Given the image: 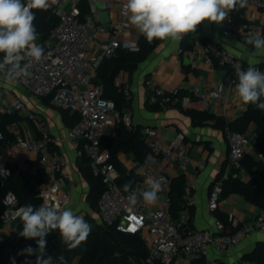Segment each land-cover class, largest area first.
Returning <instances> with one entry per match:
<instances>
[{"label":"built area","instance_id":"obj_1","mask_svg":"<svg viewBox=\"0 0 264 264\" xmlns=\"http://www.w3.org/2000/svg\"><path fill=\"white\" fill-rule=\"evenodd\" d=\"M98 1L87 0L89 12L83 18L80 17L77 7L61 11L58 3L52 5L50 8L59 16L58 22L44 41L36 40V43L43 47L44 56L38 62L22 61V65L29 63L28 71L31 75L21 78L16 83L32 96L47 99L54 108L77 115V121L67 129L66 140L78 149V155H84L89 160L92 173L102 176L105 182V190L97 201V213L101 223L108 230L139 233L148 250L145 264H182L183 261L208 260L211 252L230 253L253 233L264 234V211L247 222L229 215V225L213 214L218 208L223 179L230 171L239 168L246 155L264 158L263 155L254 153L248 134L231 129L225 130L229 146L228 156L222 176L214 183L208 199V209L213 218L212 229L195 228L189 221L190 211L197 203L196 184L192 177L185 179L183 208L178 211L176 217L169 213L170 181L166 166L171 162H178L185 167L189 163L184 144L185 137L182 133H178L167 145L152 132L144 133L145 142L152 156L158 157L160 162L143 167L129 191L126 192L118 183L119 172L111 162L110 153L101 148V139L111 127L122 125L128 130L135 129L130 106L133 98L132 86L129 83L121 85L124 106L119 110L112 101L103 97L102 85L95 83L94 80L103 59L113 55L118 48L126 46L134 49L135 45L130 43L122 45L120 41V37L130 27L124 8L126 2L119 7L118 17L104 24L99 17ZM247 6L259 12L262 22L241 20L235 15V10H232L228 18L221 22V40L204 41L199 32L202 23L197 26L195 33L183 35L178 43L191 39V49L205 64H223L236 77L237 70H246L249 64L244 63L233 53L224 44L223 39L247 42L250 33L260 38L264 37V0H248ZM107 8H112V4H107ZM106 32H111L113 36L106 42H101V36ZM255 67L264 72V65ZM0 77L7 79L3 73H0ZM234 85L233 80L229 86L235 89ZM143 87L145 102L149 105H158L165 110L175 107L178 103L186 104V99L178 96L179 87H167L151 77L144 79ZM225 89V82L219 79L209 90L194 87L191 92L207 106L211 101L220 100ZM1 92L0 88V95ZM24 109L23 103L16 99L6 112ZM30 116L38 121L36 115ZM37 125V136L27 134L18 137L11 144L5 141L0 131V184L9 175V156L12 153L34 155L48 176V181L39 188L41 204L66 208L70 203V196L64 189L63 170L68 165V159L56 148L58 141L51 135L48 125L40 121ZM161 176L166 179V183L162 184L158 198H163L164 206L156 209L146 208L141 196L148 188L146 181ZM3 204L0 228L5 229L17 220L19 217L17 212L21 205L12 192L4 195ZM48 256L52 257L53 264H60L61 255L55 245L51 247ZM35 262L36 259L32 255L21 256L20 264ZM211 264L222 263L212 261ZM230 264L259 263L239 259Z\"/></svg>","mask_w":264,"mask_h":264},{"label":"crops","instance_id":"obj_2","mask_svg":"<svg viewBox=\"0 0 264 264\" xmlns=\"http://www.w3.org/2000/svg\"><path fill=\"white\" fill-rule=\"evenodd\" d=\"M79 0H58L61 11H68L76 7ZM126 0H99L97 7L99 17L102 23L106 24L119 15V7ZM107 4H112V8H107ZM104 13L105 21L101 14ZM235 15L241 19L250 22H262L259 12L249 6L235 9ZM200 36L206 42L221 40V23L203 22L200 29ZM142 34L130 24L124 35L120 37L123 44L130 43L137 45V41ZM113 36L111 32H106L101 36L100 41L106 42ZM191 47V39L186 41ZM224 44L244 63L249 64V60H255V65H264V53H257L252 45L247 42H240L233 39H223ZM123 48H128L123 46ZM129 49V48H128ZM228 67L223 64L214 63L205 64L199 55L193 49L180 50L178 41L163 40L158 44L145 61L140 63L137 69L132 73L122 72L116 79V84L121 87L124 83L132 86L133 98L131 100L132 119L135 128H139L144 134L152 132L160 138L163 144H169L178 133L185 137L184 144L187 149L189 163L182 167L178 162H171L166 166V173L169 181L177 176L184 175L185 179L192 177L196 184L195 197L196 206L193 208L192 226L199 229H212V213L208 209V199L213 190L214 183L222 176L228 156V142L225 137V130L213 126V120H208L204 125H196L191 119L182 113L177 107L170 109L151 111L146 107L143 82L147 77L153 78L156 82L167 87H179L187 92L186 104L184 108H195L207 111L210 115L221 117L225 121H235L246 110V105L242 103L235 93V89L226 84V89L222 98L217 101H211L205 106L197 97L192 95L194 87H200L203 90L213 88L215 83L221 79L224 81ZM16 82H10L8 79L0 77V109L6 112L10 105L17 99L20 100L25 109L18 112L24 120L11 127V131L18 137H24L27 134L38 135V127H33L30 122L31 112L39 119L43 120L50 129L51 135L58 141L56 148L62 152L68 159V165L63 170L64 189L69 193L70 203L66 208H71L77 215H82L90 224L91 229L97 226L101 231L105 226L101 223L97 213V203L91 206L88 200L90 184L83 176V170L88 166L86 158L78 155V149L66 140V132L69 127L65 126L61 109L54 108L47 99L52 108H47L39 104L40 107L34 112V103L32 96L28 91L17 92ZM25 93L28 94L26 97ZM32 96V97H31ZM41 99V98H40ZM15 112V111H12ZM33 115V114H32ZM26 124L30 129H23L18 132L19 124ZM34 123V122H32ZM115 128L111 127L105 136H113ZM250 136V134H248ZM121 166L128 172L139 176L143 167L153 162H160L158 157H153L151 152L145 153L144 161L135 160L132 153L119 152L117 154ZM252 157L256 158L255 155ZM9 164L18 166L24 171L35 172L40 167V163L34 155L27 156L22 152H15L9 156ZM44 171V170H43ZM241 179H247L248 175L242 171L239 175ZM122 186V185H121ZM123 187V186H122ZM124 188V187H123ZM146 208L156 209L164 206L163 198H157L152 204L145 203ZM218 210L226 215H233L240 221L247 222L252 220L261 210L252 204L246 202L239 195H231L222 199L218 203ZM13 224L8 228H0V264H5L9 257L17 258L18 253L27 246L36 249L29 243V239L17 244L11 239ZM264 242L263 233H253L247 239L230 253L217 254L211 252L207 264L212 261H218L222 264H230L234 260L243 259L251 254L256 245ZM55 247L59 250L63 258L65 249L68 247L63 243L59 235ZM5 252V254H1ZM27 255V254H23ZM35 256V255H32ZM182 264H189L183 261Z\"/></svg>","mask_w":264,"mask_h":264},{"label":"trees","instance_id":"obj_3","mask_svg":"<svg viewBox=\"0 0 264 264\" xmlns=\"http://www.w3.org/2000/svg\"><path fill=\"white\" fill-rule=\"evenodd\" d=\"M26 3L27 0H24ZM80 17L83 18L89 12L87 0H79L76 5ZM35 13L34 25L37 32V40L44 41L51 29L58 22L59 16L51 8L47 10H33ZM264 39V37L262 38ZM187 39L180 44V50H189L191 47L186 42ZM161 40H153L148 43L143 36L139 37L137 45L134 49L118 48L110 57L103 59L97 69L95 83L102 85L103 97L109 99L115 104V107L121 110L124 106V99L120 87L116 84V79L120 73L132 74L140 63L146 60L154 48L160 44ZM263 65V64H261ZM236 82L233 72L228 69V73L224 79L226 84L232 81ZM187 92L179 89L178 96L185 97ZM146 107L151 111L163 110L158 105H149ZM177 107L182 113L188 116L196 125H204L208 120H213V126L222 130L231 129L245 134H250L253 151L256 155L264 156V111L257 109L254 105L247 104L246 110L235 121H225L221 117L210 115L207 111L195 108H184L181 104ZM64 124L71 127L77 121V115L66 110L62 111ZM24 118L18 112H0V131L4 135V139L8 143L17 140V136L11 131L13 125L18 124ZM43 120L38 118V121ZM33 127L34 124L32 125ZM101 148L110 153L111 162L119 172L118 183L124 187L125 184H131L138 178L133 173H128L120 164L117 154L119 152L132 153L138 162L144 161V156L148 148L144 134L139 128L128 130L122 125L115 127L113 136H103L101 139ZM81 157L86 158L84 155ZM87 159V158H86ZM83 170V176L90 184V192L88 200L93 207L96 205L99 197L105 190V182L100 175L92 173L90 162ZM9 175L0 184V214L4 208L3 197L6 193L12 192L18 204L23 206L31 204L34 207L41 205L39 197V188L48 181V176L42 168L38 167L35 172L24 171L18 166L8 164ZM244 171L247 179H241L237 175L240 171ZM185 176L180 175L170 180L168 196L170 198L169 213L172 217H176L178 211L183 208V190ZM231 195H239L246 202L264 211V158L258 159L246 155L241 161L240 167L232 169L230 173L223 179L219 201ZM190 219L192 222L194 209H191ZM219 220L229 225L228 215L216 209L213 212ZM1 226V224H0ZM23 228L20 218L13 223L11 239L21 244L27 240L19 237L18 233ZM112 234H105L102 237L101 227L97 226L91 229L87 239L75 248H66L62 258V264H70L69 260L73 256L78 257V264H145L148 255L147 247L139 233H128L116 229H110ZM60 233L58 230L50 232L46 236V256L49 255L51 247L55 245ZM38 239V238H36ZM36 239H29V243L37 248ZM36 259V256H34ZM243 259L254 260L259 264H264V242L256 245L254 251L245 256ZM21 256L14 259L9 257L5 264H20ZM61 264V261H60ZM189 264H207L205 259L190 261Z\"/></svg>","mask_w":264,"mask_h":264},{"label":"clouds","instance_id":"obj_4","mask_svg":"<svg viewBox=\"0 0 264 264\" xmlns=\"http://www.w3.org/2000/svg\"><path fill=\"white\" fill-rule=\"evenodd\" d=\"M58 0H0V73L10 82H18L31 75L29 63L22 61H40L44 49L36 43L37 32L34 25L33 10H47L56 5ZM248 0H126L124 5L128 21L148 43L153 40L179 41L183 35L195 33L197 26L207 21L220 24L229 13L245 8ZM247 43L257 53H264V39L249 34ZM246 70H237L235 93L244 104L254 105L264 111V72L255 67V60H249ZM164 177L146 181L147 190L141 193L145 203L152 204L158 198ZM131 189L125 184L124 190ZM135 201V193L132 196ZM23 228L18 236L36 239L37 248L27 246L19 255H35V264H53L51 256H46V236L58 230L63 243L68 248H75L84 242L91 232L90 224L82 215H77L71 208H61L41 204L34 207L23 205L18 209ZM62 264V257L60 258Z\"/></svg>","mask_w":264,"mask_h":264},{"label":"rangeland","instance_id":"obj_5","mask_svg":"<svg viewBox=\"0 0 264 264\" xmlns=\"http://www.w3.org/2000/svg\"><path fill=\"white\" fill-rule=\"evenodd\" d=\"M101 16H102V19H103V21H105V15H104V13H102L101 14ZM16 88V90H17V92H22L23 90L19 87V86H15ZM28 94H26L25 93V96L26 97H28L27 96ZM32 97V96H31ZM32 99L34 100V103H33V105H31V106H33L34 107V112L38 109V107H40L39 106V104L40 105H42V106H44V107H47V108H52L50 105H49V103L47 102V101H45V100H43V99H40V98H36V97H32ZM33 115H35L33 112H31ZM30 124L31 125H33V124H35V123H31L30 122ZM35 126V125H34ZM36 126H38L37 125V122H36ZM23 129H30L29 127H28V125H26V124H24V123H22V124H19L18 126H17V130H18V132H23L24 130ZM2 255L3 254H5V252H2L1 253ZM69 262H70V264H78V257L77 256H73V257H71L70 258V260H69Z\"/></svg>","mask_w":264,"mask_h":264},{"label":"water","instance_id":"obj_6","mask_svg":"<svg viewBox=\"0 0 264 264\" xmlns=\"http://www.w3.org/2000/svg\"><path fill=\"white\" fill-rule=\"evenodd\" d=\"M150 153V148L148 147L147 150H146V154H149ZM105 234H112L110 230L108 229H105L102 231V237H104Z\"/></svg>","mask_w":264,"mask_h":264}]
</instances>
